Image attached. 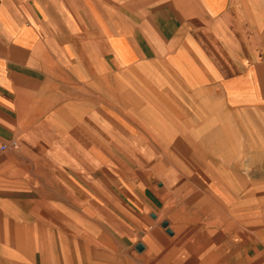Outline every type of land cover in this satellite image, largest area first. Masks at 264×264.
Here are the masks:
<instances>
[{"label":"crops","instance_id":"1","mask_svg":"<svg viewBox=\"0 0 264 264\" xmlns=\"http://www.w3.org/2000/svg\"><path fill=\"white\" fill-rule=\"evenodd\" d=\"M112 78H120L118 84L132 79L138 88L132 86L133 98L140 99L134 101L137 110H133L140 123H148V130L186 137L183 149L191 146L190 151L203 153L204 165L215 169L212 181L228 180L231 187L238 184L229 188L237 194L241 190L237 177L244 176L250 198L264 200L262 190L252 198L257 190H250L248 166L243 164L245 174H237L234 162L237 153L245 161L251 153H264V0H0V158L18 153L23 136L39 135L51 137L46 145L68 158L60 163L51 156L55 168L68 169L70 155L64 152L68 149L86 164L82 167L85 176L92 173L93 158L78 133L91 140L99 136L101 145L105 143L97 122L109 121ZM94 95L99 97L96 106L107 117L93 115ZM29 123H37L32 132ZM240 138L244 139L241 149ZM155 159H149L150 184L185 182L184 174L168 158L172 170L165 167L157 173L151 165ZM20 163L13 160L4 169H23ZM222 170L227 177H222ZM11 182L24 194L34 193L37 185L23 176ZM156 195L163 203L162 211L166 203ZM39 197L38 206L45 209L46 197ZM137 197L147 210L160 209L146 192ZM51 205L52 214L65 209L61 203ZM70 210L65 218L76 216ZM85 210L91 211V205H84ZM58 220L61 224L63 219ZM73 221L67 234L76 231ZM12 233V225L0 224V264H77L78 244L90 250L100 244L14 240ZM106 234L103 242L109 250L123 255L130 241ZM176 238L174 234L164 243L148 237L131 240L143 243L145 249L139 252L138 244L135 247L141 255L133 252L130 256L139 264H185L168 263L164 256L168 249L163 246ZM252 238L246 264H264V236ZM151 241L155 249L165 251L147 257Z\"/></svg>","mask_w":264,"mask_h":264},{"label":"rangeland","instance_id":"2","mask_svg":"<svg viewBox=\"0 0 264 264\" xmlns=\"http://www.w3.org/2000/svg\"><path fill=\"white\" fill-rule=\"evenodd\" d=\"M113 76L115 75H112V77ZM110 81L108 92L110 96L109 104H113V107L116 108L117 111L111 109L110 106L107 105L109 108V121L101 119V121L98 120L97 122V127L104 135L103 141H105V143L101 145L102 138L99 136H92L91 140L85 135L80 134L81 132L78 133L84 150L93 158L92 173L89 174V172H87L89 175L85 176V171L82 167L86 164L83 163V161L80 162L76 154H73V152L68 149L64 151L65 154L70 155L71 162L69 161V164H67L68 169H65V172H61L59 168H55V165L50 161L51 156L60 163H63L64 160H68V158H64L56 147L51 146V148H49L46 145L51 137H41L39 135L30 136L29 134V136H23L24 138L22 141L18 142V153H8L0 158V224L2 226H5V224H7V226L12 225V239L14 240H21L24 238L30 241L42 240L43 231L44 234H48L45 240L49 242L60 240H79L80 242H84L89 240L100 243L96 244L98 247L96 250H90V248L86 249L82 247L84 244H78L76 249L77 264H84L87 260L88 263L91 262L93 264H139L136 259L130 256V253L135 252V255H141L137 252L135 246L143 243H133L132 241H142L148 237V239L152 241L164 243L169 237H173L175 234L174 231L169 228L167 222L173 225L176 223L178 224V222L186 216L185 212L193 208V204L197 199L201 198L200 200L203 202L205 199L209 198L207 196H210L211 192L216 200L212 201V203H215L214 205L219 204L225 208L229 206L225 201L217 199L218 193H216V191L214 192L209 187V184L212 183L208 180L212 179L207 175L209 171L204 169L206 165L203 164V153L197 152L195 153L198 154L197 156L191 157L194 163L192 164L191 170L186 168L181 160L180 164L176 158V153H178V151L176 152L175 146L172 147L171 145L169 147L160 140L150 137L148 133L154 131L148 130V123L143 121L140 123L138 121V114L133 110L135 109L134 106L124 104L125 100L123 102L122 97H120L117 90L118 83L116 82L119 80H113L112 78ZM121 82L119 86L120 89L123 90V93L124 91L128 92L132 90V86L138 90L135 84L133 85L132 79H129V81L125 83ZM112 84L114 85L112 86ZM93 98V115L100 113L104 117H107L100 109V105L96 106L95 104V102H98L96 100L99 97L94 95ZM133 99L135 102L140 101L138 97ZM118 100H120L119 104L117 103ZM104 101H106V98H104ZM116 114L124 119H118ZM83 118L76 123L77 127L84 121ZM40 122L39 127H43V125H40ZM130 124H135L136 128H133ZM138 124L140 125L139 128L137 126ZM28 128L29 132H32L30 129L37 128V123L33 126L29 123ZM165 138L167 140L169 139L167 137ZM174 138L175 137L172 138L173 141ZM153 139L156 142H154ZM179 139L185 140L184 144H187L186 137L176 136V140ZM239 140V148L241 149L244 139L240 138ZM166 144H168V142ZM185 149L184 147L183 150ZM190 150L191 148L189 151L187 150L191 152L189 154H194V152ZM182 154H184V152ZM236 155L235 157L237 158H235L234 162L237 167L235 171L237 174H245L243 164L248 166L247 177L252 184L250 190H257V192L253 191L252 198H257L260 195V190H262V194L264 193V153H251L247 161L243 160L241 153H237ZM184 156L186 158V154H184ZM155 157L157 158L155 159ZM197 157L199 161H197ZM167 158L184 174L185 182L183 184L177 183L176 185L170 183L165 184V186L161 183L150 184V177L148 174L150 170L149 159L151 161L155 159L151 165L152 167L156 166L157 173H161L165 171V167L172 170V165ZM13 160L21 162L20 164L24 166L23 169L17 168L13 171L10 169L5 171L4 165L13 162ZM209 173L211 175V172ZM21 176L37 182L35 183L37 185H34V193H20L19 187L11 184V181H17ZM181 178L182 177L179 179L180 181L183 180ZM237 179L239 181V177H237ZM191 180H196L198 182L204 180L205 184L202 182L204 187L191 183ZM147 184H149V186H146ZM59 185L65 187L66 190H64V188L61 190ZM167 187L170 191H168L169 195L166 196L167 203L161 211L163 203H161L156 194ZM242 190L244 194H249V189L247 188H241V190L237 189L236 195L238 199L235 200L239 202L238 205H236L238 210L235 212H240L244 209L248 213H252V222L256 223L251 226V229H260L261 226H258L257 222L263 221L264 201L262 202L260 199L253 200L248 197L249 201L245 202L241 196L243 194L241 192ZM117 192H121L125 196ZM144 192H146V197L150 201L158 203L160 209L157 210V212L147 210L145 206L140 203L137 195H143ZM40 195L46 197L45 209L47 208L49 212L43 209V207L38 206ZM59 203H61V205L64 204V207L63 205L62 207L65 209H62L61 212H54V214H52L53 208L51 204ZM84 205H91L92 210L84 211ZM167 207L169 208L168 210ZM66 208L68 210L71 209L70 212L73 211L76 216L71 217L72 219L69 216L65 218ZM181 210H184V212H181ZM256 212H258V215L254 214ZM261 212L263 217L260 216ZM159 213H165V218L160 220ZM67 214L69 215L68 212ZM59 217L63 219L61 224L58 223ZM245 218L247 217L243 218L241 213L238 214L235 224L241 225L242 223L243 225V222L247 223L245 222ZM73 220L76 221L74 226L76 231H71L67 234L65 231H68L67 228L72 227V224H74ZM142 220L144 221L141 224ZM165 223L168 224L167 228L163 227ZM58 227L62 229L60 232H58V230H60ZM262 227L264 229V226ZM101 232L103 233L101 234ZM106 233H112L111 236H114L118 240H121V237H126L125 241H130V243L125 244L126 251L123 255H120L116 250H109L107 245H105L104 242L107 239L104 237V234ZM253 239L254 238H252V240ZM152 241L151 243H153ZM103 252H105L106 255H102Z\"/></svg>","mask_w":264,"mask_h":264},{"label":"bare ground","instance_id":"3","mask_svg":"<svg viewBox=\"0 0 264 264\" xmlns=\"http://www.w3.org/2000/svg\"><path fill=\"white\" fill-rule=\"evenodd\" d=\"M120 78H122V77H120ZM120 78H119V81H120ZM117 88H118L117 90H118L120 97H122V99H123V97L125 96V98H126L124 104L133 105L135 107L134 104H136V103L134 102L135 100L133 99V94H134L133 90H129L128 92L124 91V93H123V90L120 89L119 84H118ZM108 105L110 106L111 109L116 110V108L113 107V104H111V105L108 104ZM163 126H166V125H163ZM148 134L150 137H153V138L160 140L163 144L165 143V145H168L169 147L171 145H172V147L175 146L176 152L178 151V153H176V158H177L178 162L181 164V161H182L183 165L186 168H188L189 170L192 169V166H193L192 164H194V163H193L191 157L197 156L198 154H195L197 152H194V150H193L194 154H189V153H191V152H188L189 149L192 148L191 146H189L188 148L185 147L186 151L183 150V146L186 145V144H184L185 140L184 141L181 139L176 140V136H173V137H175L174 141H173L172 140L173 137L165 135V133H163V131L154 130V132H150ZM165 137H167L169 139L167 140ZM137 138H139V137H137ZM194 139L198 140L197 138H194ZM153 141L156 142L154 139H153ZM167 142H168V144H166ZM195 145L197 146L198 144L195 143ZM194 148H195V146H194ZM183 152H184V154H186V158H185L184 154H182ZM171 159H172V157H171ZM196 159H197V161H199L198 157ZM194 162H196V161H194ZM204 163H206V160L203 157V164ZM209 163H211V162H209ZM212 163H213V160H212ZM137 167H139V166H137ZM204 169H207L209 172H211V175L209 172H207V175L211 179H213L212 177H214V172H215L214 170L215 169L210 168L208 166H204ZM220 173L222 174V177H224V176L227 177V175H228L227 172L225 173V171H223V170H222V172L220 171ZM205 179H206V177H205ZM239 180H241L240 187L248 189V183L245 181L244 176L239 177ZM208 181L212 183V184H209L210 189H212L214 192L216 191V193H218L217 199H221L222 201H225V203H228L229 206L227 208H225L219 204L214 205L215 203H212V201H216V200H215V197L210 192L211 195L207 196L209 198L205 199V201L202 202V200H200L201 198L197 199L196 202H194V204H193V208H190V210L188 212H185L186 216H184V218H182L178 222V224L176 223L173 225V224L167 222L169 224V228L171 230H173L174 233L177 235V238L174 239V241H172V243L169 242V243H167V245L163 246V248L168 249L167 254H165L164 256H166V258H168L167 259L168 263L169 262H175V261H181L185 264H246L245 260L248 259L247 246L250 243L251 238L253 236H258L260 238L262 236H264V230L262 227V226H264V218H262L263 221L257 222V225L261 226V228L259 227L260 229L252 230L251 226L254 225V223H256V222H252L253 214L248 213L244 209L241 210L240 212H235L236 210H238L236 205H238L239 201L235 200V199H238L237 195L234 194L231 189H229L231 186L228 184V180H223L222 184H218L212 180H208ZM202 182H203V184H205L204 180H201L199 182L196 180H191V183H195L197 186L202 185ZM237 183H239L238 180H237ZM237 185H233L231 188L235 189ZM113 186H114V184H113ZM146 186H149V184H147ZM168 191H170V190H168V187H167V188L160 190V192H158V195L162 198L164 203H167L166 196L169 195ZM241 192L244 194L243 190ZM243 194L241 195L243 200L245 202L249 201V199H248V197L250 198L249 194H244V195ZM261 201L263 202L264 200L261 199ZM256 203H258V202H256ZM245 204H247V203H245ZM239 207H241V206H239ZM168 209L169 208L167 207V210ZM181 212H184V210H181ZM240 213H241V216L243 218L244 217L248 218V219L245 218V222H247V223L243 222V225H242V223H241V225L235 224V222L237 221L238 214H240ZM254 214L258 215V212L254 213ZM260 216L263 217L262 212H261ZM163 218H165V213L160 214V220H162ZM170 221H171V219H170ZM79 223H80V221H79ZM47 235L43 233L42 234V236H43L42 240H45V238H47ZM168 240H166V241L168 242ZM158 243H156V244H158ZM151 244H152V245H150L152 247V248L150 247L151 253L147 257L153 256L152 254L157 252V250L165 251V249H162V250L155 249V245L153 246V243H151ZM137 260H139V259H137Z\"/></svg>","mask_w":264,"mask_h":264},{"label":"water","instance_id":"4","mask_svg":"<svg viewBox=\"0 0 264 264\" xmlns=\"http://www.w3.org/2000/svg\"><path fill=\"white\" fill-rule=\"evenodd\" d=\"M163 227H164V228H167V227H168V224L165 223V224L163 225ZM144 249H145V247H144L142 244L139 245V246L137 247V250H138L139 252L144 251Z\"/></svg>","mask_w":264,"mask_h":264},{"label":"built area","instance_id":"5","mask_svg":"<svg viewBox=\"0 0 264 264\" xmlns=\"http://www.w3.org/2000/svg\"><path fill=\"white\" fill-rule=\"evenodd\" d=\"M5 149H6V147L3 148V150H5Z\"/></svg>","mask_w":264,"mask_h":264}]
</instances>
